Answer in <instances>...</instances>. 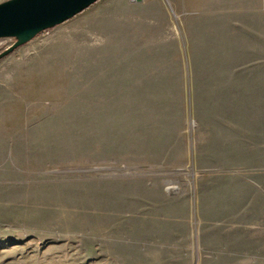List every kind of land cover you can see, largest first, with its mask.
Wrapping results in <instances>:
<instances>
[{
  "label": "rangeland",
  "instance_id": "rangeland-1",
  "mask_svg": "<svg viewBox=\"0 0 264 264\" xmlns=\"http://www.w3.org/2000/svg\"><path fill=\"white\" fill-rule=\"evenodd\" d=\"M72 19L24 42L0 37V264H264L262 250L234 259L217 238L200 244L193 204L201 110L264 108L229 79L260 73L243 65L264 61V37L190 53L172 98L149 99L145 117L184 142L155 134L168 149L140 157L121 71L83 85L76 53L62 50Z\"/></svg>",
  "mask_w": 264,
  "mask_h": 264
},
{
  "label": "crops",
  "instance_id": "crops-1",
  "mask_svg": "<svg viewBox=\"0 0 264 264\" xmlns=\"http://www.w3.org/2000/svg\"><path fill=\"white\" fill-rule=\"evenodd\" d=\"M259 1L98 0L72 17L75 29L58 41L64 42L62 50L76 53L83 85L107 83L121 71L129 139L136 141L140 157L148 156V150L157 157L168 147L164 135L155 134L177 133L184 142V132L149 130L147 101L172 98L180 70L194 66L190 53L213 45L227 52L239 36L248 38L252 47L253 38L264 37V1L262 7ZM248 63L243 67L260 73L229 79L243 85L236 93L246 102L263 104L264 61ZM199 117L193 135L199 169L193 204L203 228L198 229V241L207 245L206 237L217 238L213 244L226 246L220 251L230 258L264 251V108L204 109Z\"/></svg>",
  "mask_w": 264,
  "mask_h": 264
},
{
  "label": "water",
  "instance_id": "water-1",
  "mask_svg": "<svg viewBox=\"0 0 264 264\" xmlns=\"http://www.w3.org/2000/svg\"><path fill=\"white\" fill-rule=\"evenodd\" d=\"M98 0H7L0 3V37L27 41L61 24Z\"/></svg>",
  "mask_w": 264,
  "mask_h": 264
},
{
  "label": "trees",
  "instance_id": "trees-1",
  "mask_svg": "<svg viewBox=\"0 0 264 264\" xmlns=\"http://www.w3.org/2000/svg\"><path fill=\"white\" fill-rule=\"evenodd\" d=\"M50 28H48V29H45V30H43V31H41V32H39V33H44V32H46L47 30H49Z\"/></svg>",
  "mask_w": 264,
  "mask_h": 264
}]
</instances>
